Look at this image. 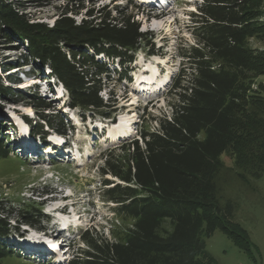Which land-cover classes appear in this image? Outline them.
Segmentation results:
<instances>
[{"label": "trees", "instance_id": "obj_1", "mask_svg": "<svg viewBox=\"0 0 264 264\" xmlns=\"http://www.w3.org/2000/svg\"><path fill=\"white\" fill-rule=\"evenodd\" d=\"M63 1L58 18L48 25L32 21L15 4L0 0V39L6 38L10 46L24 45L13 68L47 66L50 77L64 85L71 106L109 117L110 103L101 92L110 84L106 77L112 70L97 56L117 59L121 70L113 69L114 73L119 80L130 79L135 53L144 47L154 52V43L148 42L149 33L140 31L135 13L119 6L88 11L87 0ZM262 2L202 0L198 13L191 14L198 44L183 54L193 73L185 81L182 72L174 83L172 92L178 97L172 115L154 117L159 129L140 128L142 142L135 138L118 147L125 156L115 155L114 150L105 154L101 167L105 195L120 205L117 211L131 215L134 225L124 241L91 236L86 230L82 238L88 247L70 264H216L206 238L217 228L252 254L247 231L228 226L235 206L220 202L217 176L224 166L221 156L229 151L242 160L244 150L255 176L264 171V96L250 93L256 77L264 74V48L249 44L253 37L264 39ZM134 5L138 8L130 0ZM82 10L86 15L77 22L73 14ZM2 103L35 108L40 121L31 124L34 134L45 136V124L61 133L68 131L63 116L46 112L50 104L37 91L18 92L0 80V111ZM7 143H11L9 133L0 137L1 158L9 154ZM35 211L45 218L37 205L30 210L0 207V260L13 255L4 239L19 230L10 218L45 228L32 216ZM167 220L172 228L162 231Z\"/></svg>", "mask_w": 264, "mask_h": 264}, {"label": "rangeland", "instance_id": "obj_2", "mask_svg": "<svg viewBox=\"0 0 264 264\" xmlns=\"http://www.w3.org/2000/svg\"><path fill=\"white\" fill-rule=\"evenodd\" d=\"M3 1L15 4L14 7L20 13L28 15L32 21L44 22L48 25H52L58 18V7L65 3L63 0ZM132 1L140 6L138 4L141 2L140 0ZM201 1L175 0L170 5L168 3V7L164 10L154 9L153 12L144 8L149 11L144 10L143 14L141 8H137L135 5L130 6V0L86 1L85 5L88 11L96 12L101 8L114 9L115 6H119L122 11L135 13V19L141 25L140 31L147 29L151 32L147 38L148 42L154 43V53L156 52V54L151 55L149 52L151 48L147 47L141 48L135 53L137 63L132 65V67L137 65V69L133 71L135 80H137L135 82L119 80L118 74L112 70L117 68L118 61L114 60L113 62L110 59L111 65L108 66L112 70V74L106 77L110 84L101 92L105 102L107 99L110 100L108 101L110 106L107 108L110 113L108 119L92 113L84 114L81 109L70 106V115L75 116L73 122L78 124L77 129H73L75 134L73 152L79 157L77 161L68 162L67 158H63L64 161H62L60 157L49 161L47 156H40L38 153L22 154L21 146L16 147L20 138L24 142L37 139L38 141L29 145L36 146L38 150L45 145V154L50 151L57 153L69 150H65L66 146L63 147L62 141L57 137L47 136L48 133L45 136L39 133L34 134L31 124L40 121L35 108L24 104L14 106L11 103H2L0 121L8 127L15 121L18 123V127L8 129V131H2L3 129L0 128L3 137L8 133L16 135V139L13 138L10 144L7 143L10 148L8 156L0 157V207L30 210L37 205L45 218H40L37 211L33 212L32 216L39 220L42 226H45L43 232L46 236L41 234L39 239H34L36 235L32 231L35 229L36 232H39L37 228H32L18 219L10 218V224L18 227L19 230L13 232V235L7 240L13 255L1 259L0 264H70V261L78 257L82 249L88 247L82 238L86 230L91 236H99L112 241H124L135 220L130 214L117 211L120 205L109 202L104 193L106 188L102 181L105 178L101 173V167L104 166L105 154L114 150L115 155L125 156L126 152L118 147L136 138L137 129L157 130L159 123L154 120V117L172 115V104L177 100L178 95L177 92H172L173 88L171 87L182 72L185 81L189 80L193 73L191 64L183 52L198 44L192 32L194 23L191 13L195 12V9L197 10ZM19 3L21 5H18ZM260 9L264 11V0L260 4ZM160 12L165 15L155 19L151 17ZM113 14L116 15V12ZM85 15L86 10H82L76 15L73 14L77 22H80ZM147 18L149 19L147 20ZM5 40L6 38L0 39V80L6 85H11L18 92H27L29 85L35 81L38 82L39 85L36 87L33 85L32 91H37L39 96H44L43 98L50 104L49 110L46 112L61 116L66 113L67 115L69 98L64 85L56 84L57 87L65 90L62 100L58 99L57 88L50 91V94H43L44 87L50 90L48 84L56 82L55 79H52L53 81L50 79V68L47 66L36 68L32 64L13 68L14 65L19 64L21 54L24 53V45L13 42L12 44L15 45L10 46ZM249 44L253 48H264V39L253 37ZM157 69L162 72L158 74ZM167 69L171 70V74L167 76L169 81L167 86L163 90L160 88L159 91H152L155 93L147 95L151 85V82L148 81L151 79L150 77L157 76L163 83L167 81L166 74H163ZM147 71L153 74L149 76L144 73ZM17 78L21 81H17ZM41 78L43 79L40 81ZM145 84H147L148 91L143 92ZM251 86L250 93H259L264 96V74L257 76ZM147 101H150V105L144 108ZM22 114L25 116L24 118L21 117ZM64 119L68 128L74 124L72 121L69 122L70 118L66 119L65 117ZM110 119L115 125L111 123ZM96 127L97 129H95ZM102 127L106 128L105 134L108 133V138L101 136ZM127 131L131 135L125 136ZM71 133L68 131L67 137L64 136L63 139L67 138L72 141ZM203 137L202 135L201 138ZM48 139L54 140L58 147L54 150L48 148L50 145L45 144ZM248 156L244 150H242V160H239L235 151L224 153L221 156L224 166L217 179L220 186V202L225 205L230 201L235 206L232 223L226 224L232 229L239 230L242 227L247 231L252 245V254L250 255L248 251L237 245L225 231L217 228L211 237L206 238L207 251L215 259L216 264H264V171L261 176H255L249 167V162L246 164ZM47 192L49 194L46 195ZM68 194H71L70 199H63ZM71 202L74 203V206H70ZM57 206L58 208H55ZM57 227H60L61 230L58 231ZM171 228L169 220H167L163 223L161 230L169 231ZM27 234L32 235L28 236ZM28 238L38 240L37 244L47 243L46 249L53 246L58 258L48 261V256L41 255L42 253L35 256V250L21 247L23 243L19 242Z\"/></svg>", "mask_w": 264, "mask_h": 264}, {"label": "bare ground", "instance_id": "obj_3", "mask_svg": "<svg viewBox=\"0 0 264 264\" xmlns=\"http://www.w3.org/2000/svg\"><path fill=\"white\" fill-rule=\"evenodd\" d=\"M142 1H145V3L146 4H155L156 2H154V1H158V3H156V4H160L161 6L162 5H165L166 3H168L170 0H142ZM168 1V2H167ZM164 9H166V8H164ZM163 9V10H164ZM162 10V11H163ZM160 15H165L164 13H161L160 12ZM156 71V70H155ZM155 73V72H154ZM170 73V72H169ZM161 81V79H159V77H157V76H155V77H152V83L153 84H158L159 82ZM153 84L151 85V86H153ZM9 86H11V85H9ZM54 85H51L50 87H53ZM29 88L27 89V90H32V87H33V85H29L28 86ZM56 88H57V91H58V93H60L61 95L63 94V89L62 88H60V87H57V85H56ZM47 92V90L46 91H44L43 92V94L44 93H46ZM61 95H60V97H59V99L60 100H62L63 98L61 97ZM117 123V122H116ZM118 124V123H117ZM78 125V124H77ZM10 128L9 129H14L15 127H18V123H16L15 121H13V123L9 126ZM49 128H50V126H49ZM95 129H97V127L95 128ZM105 129L106 128H103L102 127V131H101V136L103 135V132L105 131ZM129 129V128H128ZM127 129V130H128ZM15 132H16V130H14ZM9 135H11V140L13 139V138H15L16 137V135L14 134V133H9ZM14 135V136H13ZM41 138H43V137H41ZM16 139V138H15ZM39 139V138H38ZM93 139H95V138H93ZM98 139V138H97ZM40 140V139H39ZM43 140H45V139H43ZM36 141H38L37 139H35V140H28V141H25L24 142V140H22L21 138H20V140L18 141V144H16V147H20L21 146V148H20V152L22 153V154H27V153H29V154H36V153H38V155H40V156H47V159L49 160V161H51V160H53V159H57L58 157H59V155L61 154V157H63V156H67V157H69V158H72L73 157V155H72V153L70 152V151H68V152H63V151H60V152H57V153H52L51 151L50 152H46V154L44 153L45 152V149H44V147H45V145H43L41 148H40V150H38V148H36V146L35 147H33V146H30L29 144L30 143H32V144H34ZM41 141V140H40ZM27 143V144H26ZM44 143V142H43ZM69 143V141H67V142H63V147L64 146H67V144ZM46 145L48 144V145H50V147H48V148H51L52 150H54V149H56L57 147H58V145H56V143H55V141L54 140H51V139H48V142H46L45 143ZM20 145V146H19ZM27 151H29V152H27ZM70 195L71 194H69L68 196L70 197ZM44 202H45V200H44ZM59 206V205H58ZM58 206L57 207H55V208H58ZM19 243H23L22 245H21V247H24V249L25 248H28L29 250H35V251H37V252H40V253H42V254H44V255H47L48 256V258H49V260L51 261V260H54V259H56V258H58V255H57V253H56V251H55V248L53 247V246H50V248L49 249H46L47 248V246H48V244L47 243H42V244H37L36 242H32V241H28V239H22V241L21 242H19ZM50 253H53V254H50Z\"/></svg>", "mask_w": 264, "mask_h": 264}, {"label": "water", "instance_id": "obj_4", "mask_svg": "<svg viewBox=\"0 0 264 264\" xmlns=\"http://www.w3.org/2000/svg\"><path fill=\"white\" fill-rule=\"evenodd\" d=\"M0 113H2V111H0Z\"/></svg>", "mask_w": 264, "mask_h": 264}]
</instances>
